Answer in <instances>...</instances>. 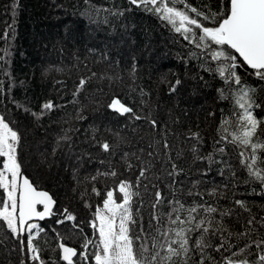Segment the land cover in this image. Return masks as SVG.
I'll return each instance as SVG.
<instances>
[{
  "label": "trees",
  "instance_id": "1",
  "mask_svg": "<svg viewBox=\"0 0 264 264\" xmlns=\"http://www.w3.org/2000/svg\"><path fill=\"white\" fill-rule=\"evenodd\" d=\"M225 2L188 0L205 13L216 12ZM62 3L63 12L57 10L58 17L53 19L44 0H0V115L19 132L18 150L29 165L37 167L34 159L27 157L31 152L28 147L44 142L41 157L45 163L38 171L42 181H35L27 172L22 173L56 201L54 215L47 224L41 223L46 225L43 226L46 234L40 243L41 255L47 264L53 261L64 264L58 256L59 240L50 228L56 223V211L67 208L76 216L75 222L61 225L65 232L59 234L68 246L77 249L74 264H84L79 259L81 245L85 236L91 237L89 222L94 219L95 208L102 203V197L91 191L93 184L102 194L122 178L135 184L141 168L147 171L140 178L136 189L139 196L134 198L133 207L134 210L139 208L145 225L155 191L160 189L165 195L170 191L168 186L174 178L168 173L173 171V165L180 170L175 179L183 183L175 187L183 190L184 201L191 202L187 190L194 181L203 182L201 190L212 187L222 190L223 197L218 202H210L218 208L233 210L236 215L224 221L232 231L241 230L236 223L237 215L241 220L248 215L235 205V199L245 200L253 214L264 215V194L255 183H245L247 175L239 167L232 146L222 159L230 161L235 177L227 170L221 176L219 169H226L225 164L209 166L207 161L196 159L191 151L197 144L188 138L192 132H199L203 138L200 155L213 150L220 110L230 107L229 101L218 98L217 89L224 87L223 82L203 71L201 61L191 57V53L200 50L155 14L131 5L128 0H62ZM121 12L122 15L114 14ZM84 15H93V23H87ZM201 22L211 26L202 18ZM5 32L8 33L6 39ZM120 41L126 42L124 48L114 51L112 47ZM238 71L242 80L256 87V99L264 104V91H261L264 81H258L250 74L251 70ZM177 78L182 83L175 93H170L169 82ZM81 79L86 83L73 95ZM113 98H120L145 118L136 120L131 114L111 113L108 104ZM48 101L55 105L52 111L39 119L31 115L40 113L42 105ZM256 111L264 115L261 109ZM80 116L84 118L79 119ZM153 119L157 127L150 123ZM68 129L74 130L70 133L71 150L61 142L58 153L53 154V159L49 158L52 146ZM93 135L96 140L108 141L111 151L105 153L96 146ZM61 147L65 151H61ZM216 159L221 157L217 155ZM51 164L53 167L49 168ZM112 170L117 173L116 177L99 176L94 182L90 180L97 171ZM205 171L206 176L201 174ZM146 179L151 180L150 185L143 184L147 187L142 194L140 188ZM205 199L209 198L205 196ZM86 203L90 207H86ZM69 229L75 232L76 238ZM246 242L233 238L238 246ZM213 255L221 259L219 254ZM22 261L35 264L0 222V264H21Z\"/></svg>",
  "mask_w": 264,
  "mask_h": 264
},
{
  "label": "snow or ice",
  "instance_id": "2",
  "mask_svg": "<svg viewBox=\"0 0 264 264\" xmlns=\"http://www.w3.org/2000/svg\"><path fill=\"white\" fill-rule=\"evenodd\" d=\"M128 2L155 14L199 49L200 52L191 53V57L201 61L203 71L223 82L224 87L217 89L218 98L229 101L230 107L220 110L217 137L213 150L207 155H200L199 145L203 143L200 133L190 134L188 138L197 141L191 149L194 157L207 161L209 166L225 164L226 169H219L220 175L223 176L227 170L235 177L236 171L230 161L222 159L228 147L232 146L239 167L247 175L245 183H255L261 189V194H264V115L256 111L261 109L264 112V104L256 99V87L242 80L238 71L243 69L247 72L250 69V74L257 77L258 81H264V0H226L216 12L210 10L208 13L193 7L188 0ZM201 18L210 22L211 26L202 23ZM7 35L5 32V39ZM200 79L203 80V77ZM85 83L81 79L73 95H77ZM181 83L179 78L169 82V92L175 93ZM54 107L53 102L48 101L42 105L40 113L32 112L31 115L39 119ZM108 107L121 115L131 114L136 120L145 118L137 115L133 107L127 106L120 98H113ZM210 115L215 116L216 113ZM150 123L153 127L158 126L154 119ZM72 131H64L57 140L58 147L63 142L71 150ZM92 139L103 152L111 151L112 146L108 141L96 140L95 135ZM20 140L19 132L0 115V222L19 242L21 251L29 260L35 264H47L41 255L43 248L40 243L46 229L35 221H43L54 215L56 201L48 191L38 190V186H34L22 173L18 158ZM164 146L167 148V143ZM217 155L221 157L220 160L216 159ZM146 171V168L140 169L135 184L120 180L116 188L108 189L103 194L93 184L91 191L102 197V206L95 208L94 219L89 222L94 238L85 236L81 245L79 259L84 264H264V215L253 214L245 200L235 199V205L248 215L243 220L237 215L236 223L240 224L241 230L232 231L224 221L226 217L236 215L233 210L218 208L210 202H218L223 197L222 190L217 187L201 190L203 182L194 181L187 190V196L192 197V200L190 203L184 201L183 190L175 187L177 183H183L175 179L180 174L176 165L168 173L174 178L168 186V195L160 189L155 191L152 211L145 225L139 208L134 210L133 201L139 196L136 189ZM201 174L206 176L208 173L205 171ZM99 176L116 177L117 173L114 170L97 171L90 180L94 182ZM178 191L181 195H177ZM205 196L209 199L206 200ZM85 206L90 207L87 203ZM62 215L64 218L56 220V224L76 221V216L67 208ZM52 232L56 233L59 240L60 259L66 264H74L77 249L67 246L55 228ZM233 238L247 242L238 246L233 243ZM89 249H92L91 253ZM214 253L219 254L221 259L217 260Z\"/></svg>",
  "mask_w": 264,
  "mask_h": 264
},
{
  "label": "rangeland",
  "instance_id": "3",
  "mask_svg": "<svg viewBox=\"0 0 264 264\" xmlns=\"http://www.w3.org/2000/svg\"><path fill=\"white\" fill-rule=\"evenodd\" d=\"M45 2H46V4H47V10H48V12L50 13V15L51 16H54V17H52L53 19H57V17L58 16H56L57 15V10H59V11H62L63 9H62V5H63V3H62V0H44ZM62 9V10H61ZM63 12V11H62ZM84 18H85V21L88 23V22H90L92 19H93V15H91V16H87V15H84L83 16ZM95 18V17H94ZM93 21H96V22H98V24H100L101 23V21L99 20V19H94ZM92 22V21H91ZM93 23V22H92ZM103 23V22H102ZM95 24V23H94ZM94 26V25H93ZM94 30V29H93ZM100 31V30H99ZM94 32V31H93ZM96 33V32H95ZM92 35L94 34V33H91ZM93 38V37H92ZM126 42L125 41H120V42H118V44H116L114 47H112V49L114 50V51H116V50H122V48H124V44H125ZM127 45H131L130 43L129 44H127ZM66 64V63H65ZM12 127V126H11ZM44 142L43 141H41L40 143H37L36 145H34V144H31V146L30 147H28V150H31V152L30 153H27L28 155H27V157L29 158V159H34V163H37V167L35 166V167H33V166H31V165H29V161H28V159L26 158V159H24L23 158V156H24V154L22 155L21 153H20V150H18V157H20V155L22 156V158L21 159H19V161H20V163H21V166H22V171L23 172H27V174H29L35 181H42L40 178V173L38 172L39 171V167L41 166V164H44L45 163V159L44 158H42L41 157V154H42V152L45 150V148L43 147V148H41V146H42V144H43ZM47 145V144H46ZM55 145V146H54ZM53 146H52V154H51V157H49V158H52L53 157V154H55V152L56 153H58V146H57V143H55ZM23 147H24V145H23ZM55 149V152L53 151ZM62 150H64L62 147H61V151ZM65 151V150H64ZM62 155V154H61ZM53 159V158H52ZM46 166H44V168H45ZM53 167V165L51 164L50 165V167L49 168H52ZM32 169H33V171H32ZM48 172V169L46 170V173ZM45 173V172H44ZM45 173V174H46ZM123 180H125L124 178H122ZM150 179H146V181L145 182H143L142 183V185L145 183V185H148L149 183H150V181H149ZM118 185V183L116 184V186ZM150 185V184H149ZM116 186H114L112 189H114V188H116ZM141 190H142V194H145V189H146V187L143 185V186H141V188H140ZM116 195L117 196H119V193L117 192L116 193ZM100 206H102V203L100 204ZM57 213H56V219H55V221L56 220H58V219H63L64 217H63V210L60 208V209H58L57 211H56ZM65 222H67V221H65ZM48 222H45V224H47ZM44 224V225H45ZM43 225V226H44ZM62 224H56V223H54L53 225H50V226H52V227H50L51 228V230L53 229V228H55L56 229V232H58V233H60V232H63L62 231V229H63V227L61 226ZM46 226V225H45ZM89 229H90V234H91V237L92 238H94L93 237V230H92V228L89 226ZM70 230V232L73 234L72 235V237L73 236H75V238H76V234H75V232L73 231V230H71V229H69ZM65 232V231H64ZM63 232V233H64ZM53 234L56 236V233H54L53 232ZM78 235H80L81 236V234H77V236ZM80 236H78V237H80ZM57 237V236H56ZM81 250V249H80Z\"/></svg>",
  "mask_w": 264,
  "mask_h": 264
},
{
  "label": "water",
  "instance_id": "4",
  "mask_svg": "<svg viewBox=\"0 0 264 264\" xmlns=\"http://www.w3.org/2000/svg\"><path fill=\"white\" fill-rule=\"evenodd\" d=\"M250 70V69H249ZM109 111L111 112V113H114V114H116V115H118V116H122L121 114H119L118 112H116V111H114V110H112V109H110L109 108ZM39 190V189H38ZM50 194V193H49ZM51 195V194H50ZM55 206H56V204L54 205V207H53V211H54V209H55ZM50 218L51 217H48V218H46L45 220H43V221H35V222H37V223H43V222H46V221H48V220H50ZM68 246V245H67ZM71 247V246H70ZM57 250H58V256H59V259H60V255H61V252H60V249L58 248V245H57ZM75 258V257H74ZM73 258V259H74ZM61 260V259H60ZM64 264H66V262L65 261H63V260H61Z\"/></svg>",
  "mask_w": 264,
  "mask_h": 264
}]
</instances>
